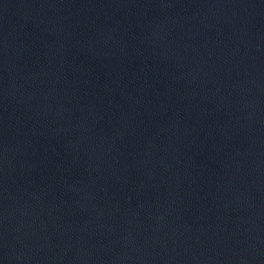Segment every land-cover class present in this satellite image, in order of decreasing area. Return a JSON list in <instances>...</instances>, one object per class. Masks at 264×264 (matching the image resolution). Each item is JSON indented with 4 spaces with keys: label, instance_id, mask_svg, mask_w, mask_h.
Returning <instances> with one entry per match:
<instances>
[{
    "label": "water",
    "instance_id": "obj_1",
    "mask_svg": "<svg viewBox=\"0 0 264 264\" xmlns=\"http://www.w3.org/2000/svg\"><path fill=\"white\" fill-rule=\"evenodd\" d=\"M0 264H264V0H0Z\"/></svg>",
    "mask_w": 264,
    "mask_h": 264
}]
</instances>
